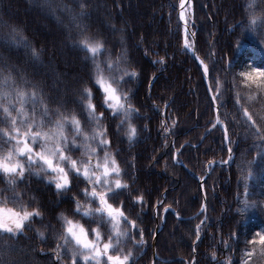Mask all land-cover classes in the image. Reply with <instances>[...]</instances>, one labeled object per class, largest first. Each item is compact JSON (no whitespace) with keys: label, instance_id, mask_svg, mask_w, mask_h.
Listing matches in <instances>:
<instances>
[{"label":"snow or ice","instance_id":"obj_1","mask_svg":"<svg viewBox=\"0 0 264 264\" xmlns=\"http://www.w3.org/2000/svg\"><path fill=\"white\" fill-rule=\"evenodd\" d=\"M43 2L55 14L53 0ZM75 3L78 11L63 6L69 17L66 43L83 54L81 60L87 71L70 86L52 92L44 80L29 78L20 63L0 57V183L4 184L0 188V264H20L15 259L21 251L15 240L19 234L33 230L36 218L41 222L45 219L43 206L34 203L35 197L26 202L19 190L25 179L40 173H44L42 179L54 186L57 195L70 194L67 209L54 215L56 224L41 223V228L35 229L41 242L48 241L46 230H51L53 264H134L146 243L145 228L140 214L135 212L137 205L145 204V193L133 187L134 179L128 170L134 164L122 162L120 151L114 148L116 140L123 137L131 144L139 134L134 121L147 118L141 111L143 106L134 102L133 88L125 87L139 73L123 38L121 50L113 55L108 37L92 31L87 23L88 0ZM178 7L179 20L184 25L182 46L192 49L202 79L209 81L208 123L221 131L222 141L229 145L233 143L232 129H242L245 139L251 138L257 147L256 156L264 159V63H233L242 42L239 37L251 33L264 45V0H244V19L231 28L233 32L238 30L235 46L230 48L231 55L225 53L220 60L215 59L214 48L203 57L196 52L195 33H189L187 28L186 9L191 7V0H178ZM111 31L122 30L113 26ZM0 46L23 49L32 64L42 59L43 50L29 40L22 28L7 21H0ZM164 59L160 57L155 62L163 63ZM229 101L231 109L227 108ZM160 123L167 135L177 121L172 120L171 125L164 120ZM227 153L228 160L221 159V164L231 161L233 149L228 147ZM179 155L182 153L177 148L171 159L178 160ZM214 163L208 160L206 167L214 170ZM253 163L254 160L242 161L247 168L243 177L245 196L249 192L247 181L254 175ZM242 203L244 208L257 206L256 201L247 198ZM157 205H161L159 200ZM163 207L167 210L168 206ZM205 211L202 205L201 215ZM203 223L195 226L196 240L200 239ZM238 238V232L230 231L229 239L221 243L227 249L230 241ZM192 251L195 253L196 248ZM242 251L240 264H257L264 258V229L251 233ZM211 262L233 264L231 257L218 260L215 251L211 252ZM191 264H199L195 255Z\"/></svg>","mask_w":264,"mask_h":264},{"label":"trees","instance_id":"obj_2","mask_svg":"<svg viewBox=\"0 0 264 264\" xmlns=\"http://www.w3.org/2000/svg\"><path fill=\"white\" fill-rule=\"evenodd\" d=\"M88 3L87 23L92 31L108 37L113 55L121 50L123 38L139 73L125 87L133 88L134 102L143 106L141 111L147 117L134 121L139 134L131 144L126 137L114 144L120 151L119 159L134 164L128 170L134 179L133 187L145 193V204L137 205L135 212L140 214L141 226L145 228L146 243L134 264H151L153 246L154 264H190L194 254L199 264H212V251L217 253L218 260L231 257L233 264H240L244 241L251 233L264 229L261 210L264 209L261 203L264 159L256 156L257 147L251 138L245 139L242 129H232L233 143L229 145L222 141L221 131L212 129L208 123L207 85L191 48L182 46L178 0H88ZM243 3L244 0H191L192 13L187 26L195 33L197 54L206 56L214 48L216 60L225 53L231 55L230 48L238 38V30L233 32L231 28L244 19ZM64 5L79 10L75 0H53L55 14L43 0H0V21L22 28L29 40L43 50L42 59L36 64L24 56L23 49L0 46V57L20 63L29 78L44 80L52 92L70 86L87 71L81 60L83 54L66 43L65 25L69 17ZM113 26L122 31L113 33ZM239 38L242 42L233 63H264V45L251 33ZM160 57L165 58L164 62H155ZM227 108L231 109V101ZM161 120L169 125L172 120L177 121L171 134L163 133ZM145 124L147 128L143 127ZM228 147L233 149L231 161L222 166L213 165L214 170L208 169V160L220 163L221 159H227ZM177 148L182 155L173 160L171 156ZM245 160H254L247 196L243 179L247 168L242 164ZM43 176L44 173L34 175L19 185L24 200L35 197L34 203L42 205L45 214L43 222L36 218L33 230L19 234L15 240L16 248L21 250L15 259L20 264H53L51 230H46L48 241L41 242L35 236V229L41 228V223L56 224L54 215L68 207L70 194L57 195L54 186H49ZM3 187L0 183V188ZM203 197L206 211L201 215ZM246 198L256 201L257 206L244 208L242 201ZM157 200L161 205H157ZM162 205L168 206L167 210ZM241 208L243 212L237 211ZM201 221H204L201 236L196 240L195 226ZM230 231L238 232L239 238L230 241L226 249L221 240H228ZM257 264H264V258L258 259Z\"/></svg>","mask_w":264,"mask_h":264},{"label":"water","instance_id":"obj_3","mask_svg":"<svg viewBox=\"0 0 264 264\" xmlns=\"http://www.w3.org/2000/svg\"><path fill=\"white\" fill-rule=\"evenodd\" d=\"M179 11H180V9L178 10V14H179ZM179 16V15H178ZM182 27H184V25H183V22H182ZM187 28H188V26H187ZM188 32L189 33H191L190 31H189V28H188ZM189 37H190V39L192 40L193 38L191 37V35H189ZM191 54L193 55V57L195 58V55H194V53H193V51H192V49H191ZM196 60V59H195ZM197 61V60H196ZM198 62V61H197ZM198 64H199V62H198ZM206 81V85H207V87H208V80H205ZM226 160H228V157H227V159ZM224 164H226V163H224ZM224 164H221V163H219V162H215L214 163V165H219V166H222V165H224ZM204 179V178H203ZM203 179H201L200 180V185L202 186V182H203ZM202 205L204 206V208H205V206H206V200H205V197H203V201H202ZM152 263L151 264H154V261H155V255H154V246L152 247ZM195 255V254H194ZM191 264V263H190Z\"/></svg>","mask_w":264,"mask_h":264},{"label":"rangeland","instance_id":"obj_4","mask_svg":"<svg viewBox=\"0 0 264 264\" xmlns=\"http://www.w3.org/2000/svg\"><path fill=\"white\" fill-rule=\"evenodd\" d=\"M186 15H187L188 19L191 17V8L190 7L186 9Z\"/></svg>","mask_w":264,"mask_h":264}]
</instances>
